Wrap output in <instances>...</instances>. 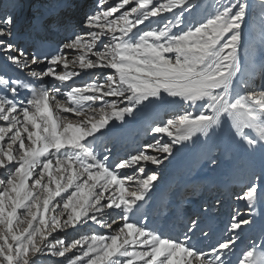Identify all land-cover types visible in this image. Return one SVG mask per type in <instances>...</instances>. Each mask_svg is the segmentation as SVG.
<instances>
[{"label":"snow or ice","instance_id":"obj_1","mask_svg":"<svg viewBox=\"0 0 264 264\" xmlns=\"http://www.w3.org/2000/svg\"><path fill=\"white\" fill-rule=\"evenodd\" d=\"M18 6L0 0V264H264V230L237 256L264 217V0H83L54 48ZM186 148L243 184L214 243L211 206L178 232L152 215Z\"/></svg>","mask_w":264,"mask_h":264},{"label":"bare ground","instance_id":"obj_2","mask_svg":"<svg viewBox=\"0 0 264 264\" xmlns=\"http://www.w3.org/2000/svg\"><path fill=\"white\" fill-rule=\"evenodd\" d=\"M29 1L31 0H18V2H21V5L22 3H28ZM38 1L40 3H37ZM53 2L54 3L51 4L46 0H34V2H31L27 6V12H28V15L30 16L28 21L35 23L37 27L41 30V32L46 34L48 38L56 44V42L61 40L64 36L63 29L59 27L60 21L66 19L69 16H71L75 21H77L78 15L81 11L79 4L82 3V0H73V2L76 3V6H75L76 9L75 10L65 9L64 11L59 10L55 19L52 18L53 13H54L53 11L59 5V0H53ZM5 3H7V0H5ZM44 12L47 14L46 15L47 18L44 17ZM20 22H23V17L20 19ZM49 28H54V30L51 31L49 30ZM57 31H59V33ZM243 55L244 53L242 51L241 56L243 57ZM256 59L258 62H264V51L263 50L256 52ZM140 144L141 142L139 143V139L137 140L130 139V140L122 142L116 147L117 156L118 157L126 156L129 153L135 152L134 148L138 147ZM199 153H200L199 148H186L182 150L181 155L180 157H178V160L176 162L175 160H173V158L175 159V156L172 158L171 161H174L175 163L172 165L171 168L175 170H178L181 167L184 168V173L179 178L180 184H178L174 189L175 192H179L180 187L185 188V186L188 183L193 182L195 187L197 186L202 187L198 194H204L205 192L207 194L209 185L214 184L222 190L225 198L227 199V203H228V200L231 197V194H230L231 192H229L230 184L231 182L236 180L239 175L236 162L230 159L225 160V158H221L219 166L216 167L214 170H207L206 166L204 167L203 170H199V168L203 165V161L200 159ZM181 163L183 164L181 165ZM166 182L167 181L164 180L162 185L159 187V189L155 193L154 201L152 202L154 205L153 208H156L155 206H158V208L159 206H161V201H163V197L161 196H163L162 195L163 188L165 189L164 186L166 185ZM168 182L171 183V181H168ZM211 191L213 192V190ZM168 203L171 204L170 212H174L175 214L180 212L179 205L177 204L174 198H172L171 202H168ZM261 210H262L261 207L258 206L254 212L255 221H256L255 225L252 228H248V231L245 229L247 231V232L245 231L246 233L242 232L243 236L238 241V245H237V256L239 255V252L243 248L251 244L253 240H256L257 242H259L261 231L264 230V217L260 215ZM154 213L155 212H153V214ZM159 218L160 217L156 218V224ZM176 219H174V221H176ZM171 226L172 224L169 225V228H171ZM235 260H236V256L233 257L234 262Z\"/></svg>","mask_w":264,"mask_h":264},{"label":"rangeland","instance_id":"obj_3","mask_svg":"<svg viewBox=\"0 0 264 264\" xmlns=\"http://www.w3.org/2000/svg\"><path fill=\"white\" fill-rule=\"evenodd\" d=\"M91 2V0H90ZM10 7V5H9ZM27 5H19L16 9V14L18 16V18L22 17L24 11H26ZM72 8V7H71ZM79 21L78 24L82 22L83 20V10L81 9L79 15ZM25 18H26V14H25ZM251 19V17H250ZM264 51V49H261L259 46H257V51ZM149 137L147 136V134H141L140 138H139V143H144V142H148ZM139 147V146H138ZM134 148L135 151L137 150V148ZM179 151L175 154V159L173 158V160H178L179 157ZM172 160V158H171ZM171 164H169V162H166V165L163 166V171H162V179L160 180L159 184L160 186L162 185L163 181L166 180V185L164 186L165 189L163 188V193L161 197H163V201L164 204H166V207L163 209V212L165 215H167L170 211H171V204H169L168 202H171L172 198L175 199V201L177 202V204L179 205L180 208V212L176 213L177 215V219L176 221H172L169 223V225H171L172 223H175L176 226V231H179V225L182 221L186 220L187 217L193 215L194 213H196L198 210L201 209V207H212V216H213V225L214 228L216 230V236L213 239V241H211V243H214L216 239H221L223 238V229L227 226V224L229 223L230 217L237 211L239 210L241 213L243 214H247L248 213V208L244 205V203L242 201H237L235 198V194L236 192H239L241 190V188L243 187V184L240 183V181L238 180V178L236 180H234L229 188V192H231V197L228 200L227 203V199L225 198L222 190L217 187L216 185H213V192H209L210 194H198L201 190V186H197L195 187V185H193V183H190L189 185H186L185 188H179V192H175V187L179 184L178 182V177H181L183 175V171L179 172L178 177H174L172 179L171 175L173 174H169V170H171V166L174 163V161L170 162ZM169 167V168H168ZM205 167L204 163L201 166L200 170H202ZM208 169V168H207ZM209 170V169H208ZM171 181L172 183L168 182ZM168 183V184H167ZM171 185V186H170ZM188 187V188H187ZM156 208L155 211L153 210V212H155L152 215L153 217L157 218L160 217L157 220V225H161L164 223L163 218L160 216L159 213V209L161 206H155ZM158 209V210H157ZM159 213V214H157ZM159 215V216H158ZM155 218V219H156ZM220 227V228H219ZM246 230L248 231V228H246ZM244 230L243 233H246L247 231ZM246 231V232H245ZM222 232V233H221ZM243 233L240 234V239L243 236ZM239 239V240H240ZM202 247L206 246V245H201ZM233 259V257H232Z\"/></svg>","mask_w":264,"mask_h":264}]
</instances>
